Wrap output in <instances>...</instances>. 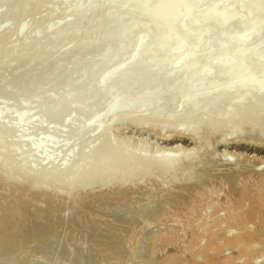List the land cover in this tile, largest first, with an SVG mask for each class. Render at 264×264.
Masks as SVG:
<instances>
[{"label": "bare ground", "instance_id": "6f19581e", "mask_svg": "<svg viewBox=\"0 0 264 264\" xmlns=\"http://www.w3.org/2000/svg\"><path fill=\"white\" fill-rule=\"evenodd\" d=\"M96 1L0 0V13L12 6L5 14L6 17L4 16L6 25L0 29V59L3 58V61L6 58L10 61L17 55V51L25 48L28 51V57L24 58V61L21 58L22 63L16 62L15 65V62H10L12 66L8 63L10 66L0 72V93L12 97L16 94L29 96L27 93L31 92L30 87L43 82L37 100L35 98L36 102L34 105H28L30 114L33 116L42 112L46 117H58L64 110L71 111L68 120L64 122L66 124L62 123L60 128L53 131L57 136L56 141L46 145L51 151L60 146L57 138L60 140L64 136H76L73 129L76 126L72 127V124L82 123L83 114H75L80 108L86 113L95 112L92 120L83 127L85 134L92 138L107 131L110 124L121 126L123 123L127 128L134 126L140 134H150L154 131L157 140L166 144V147L161 148L157 142H140L138 147L133 139L131 141L128 138L113 148L115 141L113 142L112 137H105L102 143L93 144L91 147L89 145L86 152L80 154L89 157L103 151L111 159L106 166H101L97 171L94 168L85 170L80 165L52 177L49 176L51 174L47 166L41 169L37 167L38 172L32 167L35 172L30 173V170L23 171L21 166L19 167L22 170L0 164V257L11 260L4 262L7 264L12 263V260L31 264L32 256L36 254L38 259L39 256L51 259L57 255L60 257L58 260L64 259L59 262L68 261V264H78L79 261L82 264H91L94 260L96 264H264V261L259 262L255 258L257 256L259 259L260 254H264V0H177L174 4L159 0L151 10L146 9V5L139 4L142 2L105 0L97 12L88 14L83 19L84 22L77 31L69 32L60 41V48L64 52L59 50L56 42L43 46L45 40L53 38L55 34L71 25L70 19L66 20L65 17L81 8L83 4H93ZM15 3L18 5H14ZM26 3L30 4L25 5ZM257 3L260 7L254 5ZM251 5L258 8L251 9ZM34 7L37 13L33 12ZM55 10L57 15L53 13ZM248 11L255 13L257 18L263 17L260 21L263 22L262 25L255 31L249 28L246 30L245 26L241 29L240 20L231 19L232 16ZM169 12H178L179 16L171 18L165 28L157 30L158 23L164 20ZM211 15L214 21L223 19L215 30H179ZM33 17L36 18L35 29L27 30L26 23ZM48 18L52 20L47 30L41 34L37 33L36 28ZM22 19L23 22L19 23ZM125 19L129 23L124 36L130 38L138 25L141 26L142 37L140 40L124 43L114 52V46L122 35L119 32ZM146 24L148 25L145 26ZM89 31L96 34L90 40L83 36ZM255 34L261 35L255 38ZM209 36H214L216 40L228 39V42L220 39L223 44L220 41L221 50L217 60L225 54L243 51L251 45H255V48L252 54L247 56L249 61L243 59L238 65L225 63L221 68L204 74L196 71V62L179 64L185 49L190 52L206 49L204 40ZM31 38L35 41L30 45L28 42ZM5 44L8 46L4 49ZM159 44H163L167 52L153 61H148L154 47ZM80 46H84L88 51L98 50L99 54L96 58H75L71 52ZM141 48L143 54L139 62H152L156 69L161 68L164 71L152 75L151 80L142 82L144 84L135 82L125 87V78L136 68L134 63L133 65L128 62L129 56ZM106 57L109 59L96 68V62ZM38 60L40 65L30 73L28 70L34 61ZM51 60L53 66L49 69ZM79 60L81 66L77 70L55 75L59 63L68 61L73 65L80 62ZM124 63L128 65L117 74L116 86L109 90L103 88L106 90H101L87 104L75 100L72 102L62 90L74 92L79 90L83 82L93 85L105 80L116 65ZM251 66L255 68L252 69ZM25 69H28L27 73ZM138 72L142 76L146 75V71L140 68ZM217 79H221L222 83L219 84L221 81L218 83ZM17 80L25 83L19 89L14 84ZM55 81L54 86L60 88L53 94L52 100L50 99L48 109H44L45 96ZM187 81L193 84L194 88L183 90L187 94L184 100H181L177 94L180 93L179 89H184ZM131 88L133 92L136 90L132 101L114 100L116 95L128 93ZM202 95L210 96L211 101H198L197 97ZM80 96V99H86L88 94L82 92ZM170 97L173 98L170 106L160 104ZM213 99L220 107L217 113L213 109ZM20 101L23 102L18 99V106L22 104ZM139 103L148 104L146 106H149V109L140 110ZM231 104V111L226 112V108ZM41 108L44 110L41 111ZM22 111L19 109V112H15L12 119L10 117L9 124L5 123L8 116L7 120L4 119L7 113L0 114V124H13ZM43 116L41 115L42 124L48 119L47 117L44 120ZM31 118L23 123L24 132L28 128H39V119L32 118L36 120L35 123ZM102 119L106 121L104 126H100ZM82 124L84 126V123ZM51 132L50 129L49 133ZM41 135L43 133H40ZM37 137L36 139L40 140ZM7 138L3 142L0 139L1 146H10L11 141ZM28 140L30 139L21 137L14 143L16 155H21L20 151L23 154L21 149L25 148ZM129 143L135 148H140L141 152H133L136 149L133 150L131 146L133 149L127 151L125 148ZM42 147L38 142L24 153L27 157L35 158V161L41 160L36 156ZM221 148H234L241 152V155L244 153L245 158L238 160L237 155L226 154V151H220ZM68 157L63 164L69 163ZM13 161L10 159L8 163L13 164ZM216 161L220 162L221 168L216 164L218 168L214 166ZM84 163L86 164V160ZM51 170L53 173L54 170ZM64 190L69 192L64 193ZM132 201H137V205L131 206ZM61 239L71 245L61 246ZM67 242L64 243L67 245ZM100 249L105 251L102 256ZM38 259L35 263L42 260ZM14 263L18 264L16 261ZM52 264H55L54 261Z\"/></svg>", "mask_w": 264, "mask_h": 264}, {"label": "rangeland", "instance_id": "374dc122", "mask_svg": "<svg viewBox=\"0 0 264 264\" xmlns=\"http://www.w3.org/2000/svg\"><path fill=\"white\" fill-rule=\"evenodd\" d=\"M60 0H57V2H59ZM103 1H105V0H97L95 3H93V4H87V3H85V4H83L82 6H81V8H78L76 11H73V13H71V15H69V16H67V17H65V19L66 18H69L70 19V23H71V25L68 27V28H66V29H64L63 31H61L60 33H57V34H55L54 35V37L52 38H48L47 40H45V42H43V46H46L48 43H52V42H56V43H58V45H59V50L62 52H64V50L62 49V48H60V41L63 39V38H65L67 35H68V33L69 32H71V31H77L80 27H81V25L83 24V22H84V20L83 19H85L86 18V16L88 15V14H91V13H93V12H97L98 10H99V8H100V6L102 5V3H103ZM132 1H134V2H142V4L141 3H139L140 5H146L145 6V8L146 9H148V10H151L152 8H154L155 6H156V4L158 3V1L159 0H132ZM176 1L177 0H166L165 1V3L167 2V4L169 3V4H174V3H176ZM145 2H146V4H145ZM27 4H30V3H26L25 5H27ZM14 5H18V3H15ZM148 5V6H147ZM150 6V7H149ZM12 9V6H8L7 8H5V9H3L4 11L2 12V13H0V29L4 26V24L6 25V23H5V14H7L10 10ZM33 12L34 13H37V9L34 7V10H33ZM53 13H56V15L58 14L57 13V11L55 10V12H53ZM52 13V14H53ZM168 16L164 19V20H162L161 22H159L158 23V25H157V27H156V29L157 30H161V29H163V28H165L166 26H168V21L171 19V18H175V17H177V16H179V13L177 12V13H173V12H169V14H167ZM5 16V17H4ZM51 18H54V17H51ZM64 19V18H63ZM69 19H66V20H69ZM48 20H49V18H48ZM46 20L45 19V21H43L44 23H42L41 25H39L37 28H36V31H37V33H39V34H41V33H43V32H45L46 30H47V28H48V26H49V24L51 23L50 21L52 20ZM141 20H144V19H141ZM139 21H140V18H139ZM19 23H22L23 22V19H22V21L20 20V21H18ZM146 22H148L147 20H146ZM223 22V19H219V20H217V21H214L213 20V16L211 15L210 17H206L205 19H203V20H201V21H194L192 24H188V25H186L185 27H181L179 30H187V31H193V30H196V29H198V30H200V29H202V30H209V29H217L220 25H221V23ZM129 23V21H127V19H125L124 20V22H123V24L121 25V27H120V32H119V34H122L119 38H118V42L115 44V46H114V52L115 51H117L124 43H127V42H130V41H133V40H140L141 39V37H142V34H141V32H140V27L137 25V28L135 29V31H134V33L131 35V37L129 38V37H126V36H124L125 35V32H126V30H127V24ZM96 24V23H95ZM98 24V26H100L101 27V25L99 24V22L97 23ZM26 25H27V30H32L33 28L35 29V26H36V18L35 17H33V19H30L27 23H26ZM148 24H146L145 26H147ZM97 26V25H96ZM142 27H144V26H142ZM98 28V27H97ZM96 31V30H95ZM79 32V31H78ZM176 32V31H175ZM172 33H173V31H172ZM95 32H88V33H85L83 36H84V38H86V39H88V40H90V39H92V38H94L95 37ZM260 35L261 34H255V35H253L255 38H259L260 37ZM214 37V36H213ZM213 37H206V39L204 40V42H206V49H204V50H201V49H197V50H194V51H191L190 52V50H187V49H185V52H184V54H183V58H182V60H181V62L179 61V64H182L183 65V63H185V62H189V61H193V62H196L197 63V66H196V71L199 73V72H201L202 74H204V73H208L209 71H215V70H217V69H219V68H221L222 67V64H225V63H231V64H233V65H238L241 61H244L243 59H247L248 61H249V59L247 58V56L249 57L250 56V54H252V52H253V50H254V48H255V45H251L250 47H248L247 49H245V50H243V51H237V52H231V53H228V54H225V55H223V57L220 59V60H217V55L219 54V52H220V50H221V46H220V41L222 40L223 42H228V39H224V38H220V39H218V40H216L215 39V37L213 38ZM34 41H35V39L34 38H31L30 40H29V42H28V44H33L34 43ZM221 41V42H222ZM223 42H222V44H223ZM5 46V47H4ZM3 46V48L5 49V48H7V46H8V44H5ZM148 46H150V45H148ZM147 46V47H148ZM262 46H263V49H264V43L262 44ZM165 46L163 45V44H159V45H156L155 47H154V51H153V54H152V56H151V58H150V60H148V61H153V60H155V58L157 57V56H159V55H162V54H164L165 52H167L166 51V49L164 48ZM200 48H201V46H199ZM143 48V47H142ZM142 48L139 50V51H137L136 53L135 52H133V53H135V54H133V53H131V56H129V59H128V62H131V64H135V70H133V72L132 73H130L126 78H125V80H124V86L125 87H129V86H131L133 83H135V82H137V83H139V84H141L142 82H144V83H146L147 81H149V80H151V76L152 75H154V74H157L158 72H162V71H164V69H161V68H159L160 69V71H159V69H156V67L153 65V63L152 62H148V63H146V64H142V63H140L139 61H140V57H141V54H143V51H142ZM20 49V48H19ZM15 54H17L16 56H14V58L12 59L13 60V62H12V60H7L6 58L2 61V59H0L1 60V62H0V65L2 64V66L0 67V72H2V70L4 69L5 70V68H8L10 65H11V63L13 64L14 62H15V65H17V64H19L20 62H21V58H22V60L24 59V58H27L28 57V51H27V48H25V49H22L21 51L19 50V51H17V53H15ZM98 54H99V51L98 50H94V51H88L84 46H80V47H77L74 51H72L71 52V55H73L75 58H81V59H85V58H90V57H97L98 56ZM190 54V55H189ZM53 58H54V56H53ZM109 59V57H106V58H103L102 60H100V61H97L96 62V64H95V67L96 68H99V67H101V65H103V63L106 61V60H108ZM5 60H7L6 61V63H2V62H4ZM36 60V59H35ZM24 61V60H23ZM80 61V60H79ZM215 61H219V62H215ZM11 62V63H10ZM16 62H18L17 64H16ZM52 62V63H51ZM10 65H9V64ZM22 63V62H21ZM122 63V62H121ZM53 60H51L50 61V64L48 65V68L50 67H52L53 65ZM133 64V65H134ZM178 64V63H177ZM177 64H175V65H177ZM8 65V66H7ZM40 65V62H39V60L36 62V61H34V64L30 67V69L28 70V69H25V71L26 70H28L30 73L33 71V70H36L37 69V67ZM128 64L126 63H124V64H119V65H116V67L110 72V75H109V77L107 78V79H105V80H102V81H98V82H96L95 84H93V85H91V84H87V82H83V84H82V86L79 88V90L78 91H74V92H68V91H65L64 89H62L64 92H65V95L66 96H68L70 99H71V101L72 102H74V100H75V102L76 101H82L84 104H87L88 102H91V100H92V98L96 95H98L100 92H101V90H109V89H112L114 86H116V84L118 83V81L115 79L116 78V76H117V74L119 73V72H121L122 70H124V68L127 66ZM12 66V65H11ZM81 66V61L80 62H78V63H76V64H70L68 61H63L61 64L59 63L58 65H57V68H56V74L55 75H60V74H65V73H67V72H70L71 70H77L79 67ZM23 67V66H22ZM252 67V69H254L255 68V66H251ZM49 68V69H50ZM142 69L143 71H146L144 74H146V75H144V76H142L141 74H139V72H138V69ZM28 71H26V73L28 72ZM25 74V73H24ZM26 75H28V74H26ZM25 75V76H26ZM200 78V77H199ZM198 78V79H199ZM45 79H47V78H45ZM44 79V80H45ZM214 81H216V79L214 80ZM219 81H221V79H219ZM219 81H218V79H217V82L219 83ZM23 82V83H22ZM21 82V80H17V81H15V83L14 84H16V87H17V89H19L21 86H23L25 83H24V81H22ZM188 82V81H187ZM144 83H142V84H144ZM190 82H188V83H186L185 84V86H184V89H179V91H180V93L179 94H177L178 95V97H179V99H181V100H184V98H185V96H186V94H185V91H187V88H194L192 85L193 84H189ZM222 83V81L219 83V84H221ZM54 84H56V81L52 84V88L50 89V90H48V92H47V95L45 96V102H47V104L44 102V105L45 106H43L44 107V109L46 108V109H48V107L47 106H49V104H50V102H51V100H52V97H53V94L55 95V93H56V91H58V89L60 88V87H56V86H54ZM42 88H43V82L41 83V82H39V83H36V84H34V85H32L31 87H30V90H29V88H28V90L29 91H31L30 93H27L29 96H27L26 94V97H24L25 95H21V94H16V95H13V97L12 96H9V95H4V93H0L1 95H0V114H2L3 115V113L5 114V113H7V115L5 114L4 115V119L5 120H7V116H8V120L7 121H5V123L7 122L8 124H9V120H11L12 119V117L15 115V112H19V109L22 111L21 112V114H19V116L18 117H16L17 119L13 122V124H10V125H4L3 123H1L0 124V136L1 137H3V139L0 137V139L2 140V142L7 138V139H10V146L8 145V146H1L0 145V164L2 165V166H4V167H9V166H11V167H13V168H17V169H20V170H22L23 168V171L24 170H26V172H28L29 170V172L30 173H33V172H38V170L39 169H41V168H43V167H46L47 166V170H49V172H50V174L51 175H49L50 177H52V176H54V174L56 175V174H64L63 172L65 171V172H67L68 170H69V168L71 169V168H76V166L77 167H80V165H81V167L82 168H84L85 170H87L88 168H94V169H97V171H99L100 169H101V166L102 167H104V166H106L109 162H110V158L106 155V154H104V152L103 151H99L98 153H96L95 155H93V156H89L88 157V155H81L80 153H85L86 151V149H88L89 148V145H90V147L93 145V144H96V143H102L103 141H104V138L106 137H112V139H113V142H114V145H113V148H115L114 146H116V145H118L120 142L121 143H123V142H125L128 138H130V140L132 141V139H133V141L136 143V145H138V147H140L139 145H140V142H143V143H145V144H152V143H156V144H158V146L160 145L161 146V148H163V147H166V144H163L162 142H160V141H158L157 140V138L158 137H156V133H154V131H153V133H154V135H152L153 133H150V134H140V132H138V130L137 129H134V126H132V127H129V128H127L126 126H125V124L123 125V123H121L122 125L120 126H118V125H116V124H110V125H108V127H107V131H105L104 133H100L97 137H94V138H92L91 136H89V135H87V134H85V129L83 128V127H85L86 126V124L90 121V120H92V118H93V116H94V113L93 112H88V113H86L85 111H83L82 110V108H80V109H78V111H77V113H75V114H80V113H82L83 115H82V123H84V126H83V124L82 123H73L72 124V127L73 126H76V128L75 127H73V129L76 131L75 133V135L76 136H73L74 137V139L75 140H73V137L71 138V137H69V136H64L62 139H60V140H58V138H57V141L59 142V144H60V146L58 147V148H54V149H52L53 151H51V149H49L48 148V146H46L47 144L49 145L51 142H53V141H56V137L57 136H55V134L56 133H54L55 131H56V129H58V128H60L63 124L62 123H64V122H66L67 120H68V118H69V115L71 114V111L69 110V109H67V110H64L63 111V113H61L58 117H61V118H58L57 116H54V117H52V116H47L48 117V119H46L47 117L42 113V112H38V114H34L33 116L30 114V111H29V106L28 105H34L33 103L34 102H36V100H37V96H39V92H41V90H42ZM103 88H106V89H103ZM255 88V87H254ZM183 90H185V91H183ZM217 90H219V89H217ZM253 90V89H252ZM28 91V92H29ZM129 91L130 92H128V93H120V94H118V95H116V97H115V99L114 100H116V102H121V101H123V100H126V99H129V100H126V101H132V99H133V96H135L136 95V93H134V92H136V90H134V92H133V90H132V88L131 89H129ZM132 91V92H131ZM220 91V93L222 92L221 90H219ZM250 91H251V89H250ZM82 92H85L86 94H88V96L86 97V99H84V98H81V99H84V100H81L80 99V93H82ZM178 92V91H177ZM39 93V94H38ZM134 93V94H133ZM176 94V93H175ZM184 96H183V95ZM18 95V96H17ZM30 95H31V97H30ZM33 95V96H32ZM109 95V94H108ZM108 95H107V98H108ZM180 95H181V97H180ZM5 96H7L6 98H5ZM16 96V97H15ZM21 96L23 97V98H21ZM217 96H219V95H216V97ZM14 97H15V99H14ZM20 97V98H19ZM30 97V98H29ZM79 97V98H78ZM26 98V99H25ZM35 98H36V100H35ZM183 98V99H182ZM18 99L19 100H22L23 102H21L20 101V103H22V104H20V106H18L19 105V102H18ZM51 99V100H50ZM79 99V100H78ZM109 99V98H108ZM172 99L173 98H166V99H164L162 102H160V104L162 105V106H165V107H168V106H170V104H171V102H172ZM211 98H210V96H207V95H202V96H200V97H197V100L198 101H200V102H210L211 100H210ZM33 100V101H32ZM46 100H48V101H46ZM86 100H88L87 102H86ZM85 101V102H84ZM213 101H214V103H215V99H213ZM199 102V103H200ZM11 103V104H10ZM14 103H16V104H14ZM17 103H18V105H17ZM236 103H238V101H236ZM8 104V105H7ZM16 106V107H14V106ZM21 105H24V106H21ZM146 105H148V104H145V103H139L138 104V107L140 108V110H148L149 109V106H146ZM1 106H3V107H1ZM4 106H5V108H4ZM7 106V107H6ZM17 106H18V109L15 111V109L17 108ZM230 107H227L225 110H226V112H230L231 110H230V108H231V106H232V104L231 105H229ZM21 107H24L23 109H21ZM31 107V106H30ZM42 107V108H43ZM216 107V108H215ZM8 108V109H7ZM41 108V111H43L44 109H42ZM220 107L219 106H217V104L215 103L214 104V112L215 113H217L218 112V110H220L219 109ZM2 109H3V111H2ZM4 109H5V111H4ZM218 109V110H217ZM229 109V110H228ZM26 110H28V111H26ZM15 111V112H14ZM82 111V112H81ZM28 112V113H27ZM42 113V114H41ZM14 114V115H13ZM29 114V115H28ZM13 115V116H12ZM41 115L43 116H45V118H43L45 121V124H44V122H43V124H42V118H41ZM93 115V116H92ZM178 115V114H177ZM189 115V114H188ZM40 116V117H39ZM43 116V117H44ZM180 116H181V114H180ZM10 117H11V119H10ZM24 117V118H23ZM35 118L36 120H38L39 119V121H37L38 122V124H39V128H37V130L35 129H33V128H28L27 130H26V132H24L25 130H24V128H22V126H23V123L28 119V118ZM56 117V118H55ZM31 118V119H32ZM40 118H41V120H40ZM58 118V119H57ZM84 118V119H83ZM32 119V120H33ZM52 119H53V121H52ZM36 120H33V122H35L36 123ZM48 120H49V123H48ZM66 120V121H65ZM87 120V121H86ZM105 121V119H102L101 120V125L100 126H104L106 123V121ZM17 122V123H16ZM139 122H140V120H139ZM18 124V125H16V124ZM51 123V124H50ZM3 124V125H2ZM64 124H66V123H64ZM80 124H82V125H80ZM11 125H13V127L11 128ZM41 125H42V127H41ZM47 125V126H46ZM57 125H59V126H57ZM113 125V126H112ZM9 128H8V127ZM46 126V127H45ZM77 126H79L81 129H79ZM109 126H111V127H109ZM116 126V127H115ZM118 126V127H117ZM140 126V125H139ZM50 127V128H49ZM114 127V128H113ZM136 127V126H135ZM3 128V129H2ZM22 128V129H21ZM43 128V129H42ZM48 128V129H47ZM54 130H53V129ZM77 128H78V130H77ZM44 129H46V130H44ZM50 129H51V131L53 132H51V133H49L50 132ZM112 129H114L113 130V133H112V135H111V132H112ZM11 130V131H10ZM13 130V131H12ZM15 130H16V132H15ZM42 130H44V131H42ZM33 131V132H32ZM40 131H42V132H40ZM78 131V132H77ZM82 131V132H81ZM35 132H37V133H35ZM47 132V134H45L44 135V133H46ZM103 132V131H102ZM22 133H24V134H22ZM29 133H31L30 135H29ZM32 133H33V135H35V136H33L32 135ZM35 133V134H34ZM40 133L42 134L43 133V135H41L40 136ZM78 133V134H77ZM82 133H83V135H82ZM116 133V134H115ZM11 136H10V135ZM17 134V135H16ZM27 134V135H26ZM79 134H80V138H79ZM22 135V136H21ZM32 135V136H31ZM54 135V136H53ZM9 136H10V138H9ZM14 136V137H13ZM18 136L21 138V137H25L26 139H30V140H28V143L26 144V146H24L25 148H23V149H21V150H23L22 152H23V154L21 153V151H20V154L21 155H23V156H25V157H23V156H21V155H16V151H14V148H15V144L14 143H16V141L18 140V139H20V138H18ZM30 136V137H29ZM38 136V137H37ZM40 136V137H39ZM83 136V137H82ZM29 137V138H28ZM36 137L38 138V139H40V140H37L36 139ZM52 137V138H51ZM53 137H55L54 139L55 140H53ZM66 137V138H65ZM77 137H78V139H77ZM91 137V138H90ZM103 139H102V138ZM35 138V139H34ZM45 138V139H44ZM71 138V139H70ZM43 139V140H42ZM64 139V140H63ZM69 141H67V140ZM70 139V140H69ZM81 139V140H80ZM91 139V140H90ZM93 139H95V140H93ZM135 139V140H134ZM35 140L37 141V142H35ZM45 141V142H43L42 143V141ZM49 140V141H48ZM88 140V141H87ZM90 140V141H89ZM139 140H141V141H139ZM30 141H32V142H30ZM34 141V142H33ZM77 141V142H76ZM83 141V142H82ZM87 141V142H86ZM1 141H0V143H2ZM38 142H40V145H41V147H42V150H41V155H37L36 156V158L38 157L39 159H41V160H37L36 159V161L34 160L35 158H30L29 156V158L27 157V152H28V150L34 145V144H36V143H38ZM49 142V143H48ZM73 142V143H72ZM78 142H79V144H78ZM147 142V143H146ZM64 143V144H63ZM66 143V144H65ZM69 143V144H68ZM72 143V144H71ZM75 143V144H74ZM77 143V144H76ZM120 143V144H121ZM138 143V144H137ZM11 144L13 145V146H11ZM73 144H74V146H73ZM119 144V145H120ZM131 143H129V144H127V145H129V146H126V150L128 151V150H130L131 151V149H133V150H135V151H133V152H138V153H140L141 151H140V148H135V147H133L132 145H130ZM66 145H70L71 147H73L72 149H70L71 147L69 146H66ZM66 146V147H65ZM84 146H85V148H84ZM133 147V148H131V147ZM7 147V148H6ZM46 147V148H45ZM63 147V148H62ZM76 147V148H75ZM129 147V148H128ZM169 148L171 147V145H169L168 146ZM5 148V149H4ZM9 148V149H8ZM13 148V149H12ZM44 148V149H43ZM48 148V149H47ZM84 148V149H83ZM128 148V149H127ZM131 148V149H130ZM2 149V150H1ZM27 149V150H26ZM26 150V151H25ZM44 150H46V151H44ZM49 150V151H48ZM56 152H55V151ZM70 150V151H69ZM138 150V151H137ZM228 150V151H227ZM51 151V152H50ZM60 151V152H59ZM67 151V152H66ZM83 151V152H82ZM129 151V152H130ZM140 151V152H139ZM220 151H222V152H224V151H226V154L228 153H230L231 155H237L236 157H237V159L239 160V159H242V158H245L244 156H243V154L241 155V152H237L234 148H221L220 149ZM9 152V153H8ZM24 152H26V153H24ZM45 152V153H44ZM46 152H47V154H46ZM54 152V153H53ZM59 152V153H58ZM78 152V153H77ZM102 152V153H101ZM232 152V153H231ZM237 152V153H236ZM43 153V154H42ZM53 153V154H52ZM57 153V154H56ZM75 153V154H74ZM234 153V154H233ZM249 153V152H248ZM251 153V155L253 156V153L252 152H250ZM6 154V155H5ZM14 154V155H13ZM24 154H26V155H24ZM44 154H46V155H44ZM48 154H50L51 156H52V158L50 159L49 157H50V155H48ZM64 154V155H63ZM79 154V155H78ZM225 154V153H224ZM238 154L240 155V156H238ZM10 155H13V156H10ZM16 155V156H15ZM53 155H54V159H53ZM55 155H57V157L55 156ZM62 155H63V159H62ZM75 155V156H74ZM106 155V156H105ZM250 155V157H252ZM10 158H9V157ZM41 156H43V157H41ZM45 156V157H44ZM68 156H71V157H68ZM80 156V157H79ZM87 156V157H86ZM242 156V157H241ZM259 157L261 156L260 154L258 155ZM20 159H19V158ZM22 157V158H21ZM60 157V158H59ZM68 157V160H69V163L68 164H63V161H65V159ZM74 157V158H73ZM77 157H79V159H77ZM86 159H85V158ZM98 157V158H97ZM102 157V158H101ZM108 157V158H107ZM239 157H241V158H239ZM5 158V159H4ZM8 158V159H7ZM26 158H28V159H26ZM46 158V159H45ZM57 160H56V159ZM84 158V159H83ZM104 158H105V160H104ZM10 159H11V162L13 161L14 163L12 164L11 162H9L8 163V161H10ZM17 159V160H16ZM22 159V160H21ZM27 161H26V160ZM33 161H32V160ZM47 159H48V161H47ZM61 159V160H60ZM82 161H81V160ZM97 159V160H96ZM1 160H2V163H7V165H5V164H2L1 163ZM50 160H53V161H50ZM58 160H60L59 162H58ZM76 160V161H75ZM78 160V161H77ZM85 160H86V164L84 163L85 162ZM21 162V164H20V162ZM22 161H25V162H22ZM29 161V162H28ZM45 163H44V162ZM55 161V162H54ZM72 161L74 162V163H72ZM103 161V162H102ZM36 162V163H35ZM42 162V163H41ZM49 162H51V163H49ZM57 162H58V164H57ZM62 162V163H61ZM76 162H77V164H76ZM79 162V163H78ZM11 163V164H10ZM18 163V164H17ZM25 163H27V165H25ZM28 163H29V166H28ZM52 164V165H49V164ZM55 163V164H54ZM88 163H89V165H88ZM96 163H97V165H96ZM100 164V166H99V164ZM104 163V164H103ZM24 164V165H23ZM43 164V165H42ZM45 164V165H44ZM48 164V165H47ZM71 166H70V165ZM75 164V165H74ZM85 164V165H84ZM91 164V165H90ZM218 165V167H219V164H220V162H218V161H216V163H214V166L216 167V168H218L216 165ZM1 165H0V167H1ZM15 165H18V166H15ZM30 165H32V166H30ZM37 165V166H36ZM39 165H41L40 167H39ZM63 166L62 168H61V166ZM67 165V166H66ZM68 165H69V167H68ZM86 166L87 165V167H83V166ZM15 166V167H14ZM19 166H21V168L19 167ZM23 166H25V167H23ZM28 168H27V167ZM36 166V167H35ZM89 166V167H88ZM91 166V167H90ZM96 166V167H95ZM97 166H99V168L97 167ZM214 166H213V168H214ZM31 167V168H30ZM32 167H34L33 169L35 170H33L32 169ZM39 169H38V168ZM54 167H56L55 169H54ZM58 167H59V171H58ZM28 170H27V169ZM53 169L54 170V172H56V173H52V170L51 169ZM219 168H221V167H219ZM38 169V170H37ZM58 171V173H57V171ZM61 172V173H60ZM35 174V173H34ZM26 184V183H25ZM167 185H168V183H166ZM166 184H164V185H166ZM153 188H155L154 186H153ZM65 192L64 193H68L69 191H67V190H64ZM135 201H132V203H130V205L131 206H135V204L137 203V201L134 203ZM137 205V204H136ZM139 208V207H138ZM65 239H61L60 240V245L61 246H63V247H67L68 245H71L70 243H68L66 240L64 241ZM63 241V242H62ZM64 242H67L68 244L66 245V243H64ZM65 246H64V245ZM101 251H100V256H102V254H105V251L104 250H102V249H100ZM102 252V253H101ZM227 252V251H226ZM227 253H229V252H227ZM38 254H36V256H32V261L34 262L33 264H41V263H43L44 264V262L45 263H47V264H52L53 263V261H54V263L55 264H57V262H58V264H60V263H62V262H59V261H62V260H64V259H62V260H58V259H60V257L59 256H57L56 255V257H54V256H52V258L50 259V257L49 258H43V257H41L40 258V256H39V259H42V260H39L38 259V256H37ZM228 255V254H227ZM230 255V254H229ZM104 256V255H103ZM259 256V255H258ZM59 257V258H58ZM33 258H37L40 262H36L35 263V261L37 260H35V259H33ZM56 258V259H55ZM259 262H262V261H264V254H260V257H259V259H258V257L256 256L255 257ZM254 258V259H255ZM0 259H5V258H1L0 257ZM45 259H47L46 261H45ZM255 259V260H256ZM10 260V259H9ZM53 260V261H52ZM57 260V261H56ZM13 262V264H15L14 262L16 261V263L18 262V264L20 263V264H24V263H21V262H19V261H17V260H12ZM32 261H30L31 262V264H32ZM48 261V262H47ZM67 261V260H66ZM1 263L0 264H3L4 262H11V260L10 261H8V258L7 259H5V260H3V261H0ZM3 262V263H2ZM68 262V261H67ZM67 262H63L62 264H68ZM92 262V261H91ZM94 262H95V260H94ZM94 262H92V263H94ZM236 263H238L237 261H235ZM12 263H9V264H12ZM82 264V262L81 261H79L78 262V264ZM91 263V264H92ZM4 264H7V263H4ZM86 264V263H85ZM94 264H96V263H94ZM241 264V263H240Z\"/></svg>", "mask_w": 264, "mask_h": 264}, {"label": "water", "instance_id": "95a60500", "mask_svg": "<svg viewBox=\"0 0 264 264\" xmlns=\"http://www.w3.org/2000/svg\"><path fill=\"white\" fill-rule=\"evenodd\" d=\"M254 5H257V6L260 7V4H258V3L257 4H254ZM254 5H251L250 8L251 9L255 8L256 6H254ZM256 8H258V7H256ZM232 18H238V20H240V22H241V29L243 28V26H245L246 27V30H247V28H249L251 31H255L256 28L258 26L262 25L261 23H263V22H260V21L263 20V17L262 16L260 18H257V15L255 13H250L249 11L248 12H245V13H239V14H237L235 16H232L231 19Z\"/></svg>", "mask_w": 264, "mask_h": 264}]
</instances>
